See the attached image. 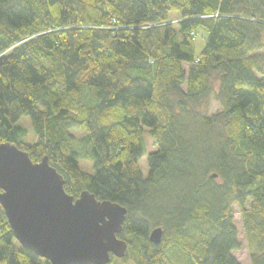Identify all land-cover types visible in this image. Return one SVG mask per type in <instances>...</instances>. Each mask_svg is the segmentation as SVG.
I'll return each instance as SVG.
<instances>
[{
	"label": "trees",
	"instance_id": "trees-1",
	"mask_svg": "<svg viewBox=\"0 0 264 264\" xmlns=\"http://www.w3.org/2000/svg\"><path fill=\"white\" fill-rule=\"evenodd\" d=\"M263 72L264 0H0V144L126 209L109 264H240L234 203L264 264ZM0 264H50L1 207Z\"/></svg>",
	"mask_w": 264,
	"mask_h": 264
},
{
	"label": "water",
	"instance_id": "water-1",
	"mask_svg": "<svg viewBox=\"0 0 264 264\" xmlns=\"http://www.w3.org/2000/svg\"><path fill=\"white\" fill-rule=\"evenodd\" d=\"M64 185L46 157L33 163L15 145L0 144V207L23 249L50 264H109L112 257L124 258L128 245L118 235L126 209L87 191L75 199ZM161 237L157 228L148 239L159 244Z\"/></svg>",
	"mask_w": 264,
	"mask_h": 264
},
{
	"label": "rangeland",
	"instance_id": "rangeland-1",
	"mask_svg": "<svg viewBox=\"0 0 264 264\" xmlns=\"http://www.w3.org/2000/svg\"><path fill=\"white\" fill-rule=\"evenodd\" d=\"M195 50H196V55L199 54L202 49L204 48L205 41H204V34L200 32L199 34L195 35ZM262 52H258V54H261ZM184 69L187 71L188 67L184 65ZM259 78L264 79V72L262 75H258ZM219 110V106L217 103H215L213 100L210 101L209 106L206 108V112L208 115H213ZM18 125L22 126L24 129L28 131V141L29 143H33L35 138L32 134L31 131V126H30V119L29 117H23L20 119L18 122ZM143 139H144V145H145V152L146 155L153 152L155 150V144L152 138H150L147 134H143ZM144 156L141 161H140V167L141 170L144 174L147 173V163H146V157ZM81 166L83 167L84 170L93 172L90 168V164L88 163H81ZM247 208V205L244 207ZM232 215H233V225L237 229V234H238V241L241 244V249L235 252H232L233 257L240 263V264H250V255H249V250L247 247V242L245 239L244 235V228H243V223H242V218H241V209L237 204H232ZM131 264L129 261L124 263V264Z\"/></svg>",
	"mask_w": 264,
	"mask_h": 264
}]
</instances>
